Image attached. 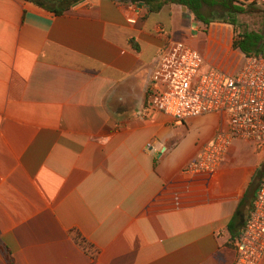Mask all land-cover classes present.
<instances>
[{
	"label": "crops",
	"instance_id": "0c3cea01",
	"mask_svg": "<svg viewBox=\"0 0 264 264\" xmlns=\"http://www.w3.org/2000/svg\"><path fill=\"white\" fill-rule=\"evenodd\" d=\"M234 38L180 5L150 14L84 0L56 14L0 0V264L1 246L14 264H234L228 226L250 184L258 190L264 158H242L236 141L217 172L189 173L227 117L139 113L167 44L234 76L246 57Z\"/></svg>",
	"mask_w": 264,
	"mask_h": 264
},
{
	"label": "built area",
	"instance_id": "2783aa9c",
	"mask_svg": "<svg viewBox=\"0 0 264 264\" xmlns=\"http://www.w3.org/2000/svg\"><path fill=\"white\" fill-rule=\"evenodd\" d=\"M258 2L264 4V0ZM205 66L203 55L194 47L183 42L167 44L151 74L148 103L139 112L143 116L161 112L177 122L207 114L227 117L228 129L218 132L189 163L187 171L194 174L217 172L238 140L264 148V52L246 56L234 76L215 66L204 71ZM146 149L151 152L154 142ZM234 246V264L264 263V177Z\"/></svg>",
	"mask_w": 264,
	"mask_h": 264
},
{
	"label": "trees",
	"instance_id": "16d2710c",
	"mask_svg": "<svg viewBox=\"0 0 264 264\" xmlns=\"http://www.w3.org/2000/svg\"><path fill=\"white\" fill-rule=\"evenodd\" d=\"M36 5L53 11L56 14H64L69 12L74 5L84 0H54L56 6L54 8L49 7L48 0H28ZM144 5L147 7L148 12L159 13L164 7L170 5H180L188 12L193 14L197 21L202 22L206 26H209L213 21H222L229 23L235 28L237 27L236 18L239 15L249 13L254 5L258 3L257 0L249 2L248 0H119ZM207 31V30H205ZM134 47L137 48L134 41L131 42ZM233 49L241 50L245 56H249L252 53L264 52V31L253 32L244 31L237 34V37L233 40ZM263 169V167H262ZM259 176L264 174V170L258 172ZM257 188L254 183L250 184L249 191L240 202L238 210L228 226V230L232 235L233 240L237 236V228L240 223L245 220V210L250 208L251 203L255 198ZM5 253L8 264H14V258L11 252L4 246H1Z\"/></svg>",
	"mask_w": 264,
	"mask_h": 264
},
{
	"label": "rangeland",
	"instance_id": "374dc122",
	"mask_svg": "<svg viewBox=\"0 0 264 264\" xmlns=\"http://www.w3.org/2000/svg\"><path fill=\"white\" fill-rule=\"evenodd\" d=\"M216 22H219L220 24H222V23L228 24L229 26H231L234 30L235 37H237V34L242 33L244 31H253V32H258V33L263 32L264 31V4L258 2L256 5L253 6V8L251 9V11L249 13L237 16V18H236L237 27L236 28L233 25H231L229 23H224L222 21L216 20V21H213L212 23H216ZM195 25L197 26V24H195ZM203 25H205V24H203ZM199 27H200V25H199ZM200 30H201V32L198 33L197 35L193 36V38L195 40L198 39V44L201 45V43L199 42V39L202 36L201 34L207 33V31H205L206 30L205 27L203 29L200 28ZM244 56H245V54H244ZM236 61H238V60H236ZM232 65H234L233 62H232ZM210 66H212V65L205 66L204 71H207V69ZM237 142H238V143H236L237 144V153L242 158H245L246 160H252V161H257L259 158H262V157L264 158V152H262L261 149H258L257 152H255V151H253L254 148L249 143H247L246 141L238 140ZM258 153H260V154H258ZM259 166H264V159L260 163Z\"/></svg>",
	"mask_w": 264,
	"mask_h": 264
}]
</instances>
